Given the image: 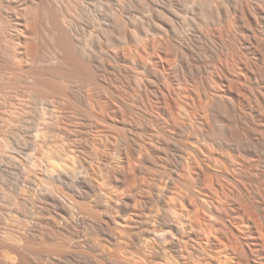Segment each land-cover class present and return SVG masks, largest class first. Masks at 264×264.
Masks as SVG:
<instances>
[{
	"label": "bare ground",
	"instance_id": "bare-ground-1",
	"mask_svg": "<svg viewBox=\"0 0 264 264\" xmlns=\"http://www.w3.org/2000/svg\"><path fill=\"white\" fill-rule=\"evenodd\" d=\"M192 1L66 0L64 9L48 8L43 30L49 27L52 52L62 62L33 71L39 80L22 84L35 97L15 109L19 123L2 141L7 155L0 151V170L6 176L16 168L19 193L45 181L35 195L10 200L17 227L29 223L18 211L32 218L23 234L40 237L37 224L50 218L67 232L73 252L101 247V258L89 252L95 264H264V0ZM72 6L81 27L64 12ZM115 74L126 89L121 98L108 84ZM65 79L84 82L80 98ZM138 88L155 116L153 130L132 133L113 123L119 134L112 143L117 104L128 106ZM54 92L57 100L50 99ZM64 100L76 119V111L86 117V129L64 120ZM9 121L0 113L1 124ZM79 131L87 132L90 151ZM100 148L117 156L99 168L111 190L150 160H164L162 179L147 190L152 224L138 191L97 192L90 168ZM77 168L86 171L78 176ZM64 181H71L72 194H64ZM111 209L123 213L116 217ZM124 221L131 228L121 235ZM10 246L7 264H82L75 252L63 256L36 240Z\"/></svg>",
	"mask_w": 264,
	"mask_h": 264
},
{
	"label": "rangeland",
	"instance_id": "rangeland-1",
	"mask_svg": "<svg viewBox=\"0 0 264 264\" xmlns=\"http://www.w3.org/2000/svg\"><path fill=\"white\" fill-rule=\"evenodd\" d=\"M96 1L97 0H91V5H95ZM189 1L193 2L192 0ZM63 3L65 4L66 0H0V113L6 114V117L10 118V121L5 125L0 123V151H3L1 152L3 156H6L7 154L1 148L2 141L5 136L8 135L10 127L14 124L19 123V119H14L15 113L17 112L18 108L22 107L24 104L31 101L35 97L34 91L29 89L23 90L24 88H22V84L24 85L25 82H29L31 84L34 83L33 81L39 80V78H36L40 77V75H37L35 73L33 74V71L38 73L41 69H43V67H52L62 62H60V58L62 56L55 51L52 52L53 46L51 37L47 33L49 27H46L47 29L44 28V30L46 29L45 31L43 30V27L47 25L46 11L48 10V8L54 5L56 8H58L59 6L63 8ZM114 3L117 4V1H114ZM74 7L73 9H71V12L66 11V8L64 12L69 19H72L79 27H81L82 21L84 20H81L79 17H77V13H79V11H77V9ZM59 9L61 10V12H63L64 8ZM75 10L77 11V13L75 12ZM85 18L87 20H90L86 16ZM55 57H58L59 59ZM48 76V80L56 79V77L54 76ZM41 77L42 78L40 79L46 78L44 77V75ZM109 78V87L116 94V96L120 98L126 96V89L122 85V83L119 82L120 80L117 74L110 75ZM50 84L51 82H49V85ZM64 84L72 85L75 89L78 90H75V93L77 94L79 92L78 94L81 95L84 82L81 83V81H76L75 83V81H68L67 79H65ZM78 94L77 97L80 98V95L78 96ZM142 94H144V90L138 88V91H136L134 98L131 100L128 106L117 104L120 108L116 112V117L113 118L112 124L108 129V133L110 135L112 143L119 134L118 126L113 123L122 124L128 131L131 130L132 133L143 129L147 132L153 130L152 119H155V116L151 114V109L145 106V96ZM99 95L102 96V102H106L107 95L104 93V91L99 92ZM51 96V100L58 99L57 92H54ZM153 99L154 95L150 94V99L148 101L149 104L147 105H153ZM62 104L66 109L64 120L72 127L76 126L78 128L79 126V128L81 129H86V117H84L80 111H76L78 113V119H76V117L73 115L74 111L71 109L70 103L67 100H64L62 101ZM15 109L17 110L15 111ZM149 117L151 118V121L147 120V118ZM73 121L76 122L75 125L72 124L74 123ZM78 134L80 136V139L82 140L81 143L85 146V136L87 132L79 131ZM87 146H85L87 151H90V147ZM86 153L87 154H85V157L90 154L88 152ZM159 153L160 155H164V152ZM157 154L151 155L149 157L157 158ZM116 157L117 156L115 155V153L113 154L111 150H104L102 148L97 150V158L94 162L93 167L96 169L93 171V168H90V170H92H89L90 174H92L91 176L93 181L98 187V189H96L97 192L99 191L100 187L104 190L109 188V190L107 191L111 190V186L113 187V185H110L112 180L109 179V176L105 177V175H102L104 171L100 174L99 168H101V165L108 160L115 162L117 160ZM123 159L125 158H122V161H125ZM164 164H166L164 160L162 161L160 159H157V161L150 160L148 163L149 166L145 169L136 168L134 175L128 173L129 177L125 178L124 182L121 185L113 188L114 190L117 189L116 191L118 192L116 193V191L112 189L114 193L110 192V196L112 195L116 197L120 194H122L120 195V197L123 196L128 191L127 186H129L133 190L138 191L136 198L140 200L139 202L143 205L144 211L147 213L146 220L148 223L146 224H152L156 212L153 196H151L147 190L149 187L155 186L156 183L162 179L161 174L163 171V167H165ZM83 170H85V168H77L75 170L76 175H82L83 172L85 173L86 170ZM3 174L4 172L0 170V264H7L8 260H10L9 256L11 252V244H26L33 240H36V243L44 247H50L57 250L62 249L61 255L63 256L64 253L65 255H73L76 249L73 252L74 247L72 246V241L67 238V232L61 229L58 230V225L54 224L56 223L55 221H51L50 218H43L44 224H42V226L37 224L36 226L37 228H40L42 230V233L40 234V237H35L36 239H33L32 237H29L22 233V231L29 226L30 221L32 222V218H30L29 215H26L27 210H23L21 211V213L19 211L17 213L15 212V216L19 217V220H28L29 223L25 226L17 227L15 219L13 218V216H10V214L14 213V211L16 210L15 206H11L9 204L10 200L14 198L13 196L22 197L23 195H29L32 192H40L41 188L45 187V181L42 179H38L35 184L36 186L32 185L33 189L22 187L23 189L25 188V190L22 193H19L18 188L14 183V179L18 175L16 168L13 170V173H10L9 171V175L4 176ZM60 187L65 192L64 194H72L71 181L62 182L60 184ZM119 192L120 194H118ZM32 195L35 194L32 193ZM90 203L91 204L89 205L91 207L95 209L98 208L100 212H102L101 207H96L92 202ZM111 211L115 213L116 217H119V215L123 213V211L121 212L120 210L111 209ZM47 216L53 218L52 215L48 214ZM54 219L57 220L56 217ZM52 223L54 224V228H56L57 230L51 228ZM124 223L125 221L119 224L120 228L118 231L121 235H123L125 229H127L128 227L131 228L129 224ZM127 225L129 226L127 227ZM121 228L123 230H121ZM62 231L65 233H63ZM19 238L23 239V241L19 242ZM40 241L42 244L40 243ZM94 243L99 245L97 240H95ZM78 250L80 251H76L74 253V256L79 255L77 257H80L82 264H95L96 261H94L91 257L93 253H95L94 256H98L100 258L102 257V250L100 246H97L96 250L94 251L90 250L89 248H81ZM89 252L91 255L89 254ZM86 256L90 259H88ZM154 264L159 263L155 262Z\"/></svg>",
	"mask_w": 264,
	"mask_h": 264
}]
</instances>
